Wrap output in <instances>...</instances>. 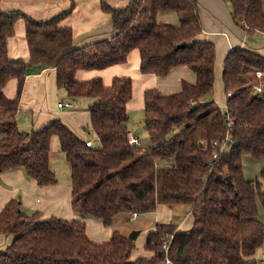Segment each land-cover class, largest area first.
Masks as SVG:
<instances>
[{"label": "trees", "instance_id": "trees-1", "mask_svg": "<svg viewBox=\"0 0 264 264\" xmlns=\"http://www.w3.org/2000/svg\"><path fill=\"white\" fill-rule=\"evenodd\" d=\"M224 1L247 33L264 32L263 0ZM103 6L112 13L116 34L79 48L72 46L71 27L60 25L70 11L36 21L22 11L0 9V172L23 168L40 186L57 183L50 167L51 138L57 135L71 168L72 205L82 217L111 225L119 214L153 212L158 204L188 205L194 224L181 232L174 220L157 223L145 243L152 255L135 258V240L118 230L109 241L95 242L86 235L84 221L27 215L14 199L0 213V234L12 237L0 250V264H263L258 251L264 245L259 216L260 207L264 211V54L250 47L228 53L222 76L231 95L222 109L213 98L215 44L197 39L203 30L198 0ZM162 11L176 12L180 24L158 22ZM22 18L30 62L12 60L8 52V40ZM133 49L140 51L143 73L163 77L186 65L197 75L195 83L183 81L181 91L172 95L145 91L151 149L128 140L131 77L117 76L110 86L101 77L75 78L79 69L125 63ZM50 61L57 68L58 86L70 97L93 100L89 110L98 144L88 146L60 119L40 130L19 128L28 67ZM12 78L18 79L15 98L3 92ZM227 136L232 149L213 159L212 142ZM248 157L262 163L255 179L244 172Z\"/></svg>", "mask_w": 264, "mask_h": 264}, {"label": "crops", "instance_id": "crops-1", "mask_svg": "<svg viewBox=\"0 0 264 264\" xmlns=\"http://www.w3.org/2000/svg\"><path fill=\"white\" fill-rule=\"evenodd\" d=\"M198 1L200 2V17L203 30L197 36V39L215 44L216 59L213 98L219 106H225L228 95L226 93L224 100L221 91L224 87L222 73L226 56L236 47H250L264 54V32L247 33L244 27L235 23L231 9L224 0ZM105 2L113 8H123L129 4L130 0H0V9L2 11L19 10L36 21H46L55 15L70 11L60 21V25L71 27L73 33L72 46L79 48L110 39L116 34L112 13L104 9L103 5ZM157 21L173 25L180 24L177 13L173 11L159 12L157 14ZM8 52L12 60H24L26 62H30L31 60V52L27 39V21L24 18L18 20L16 23L15 34L8 40ZM140 63V51L133 49L125 63L114 64L103 69H79L75 74V78L80 81L101 77L105 86H110L113 79L117 76L131 77L133 95L127 103L129 113L128 127L129 132L138 137L141 134L139 126L136 124L138 120L137 115L143 118L142 121L144 123L145 91L147 89H158L163 95H172L181 91L183 81L190 83L197 81L196 73L186 65L174 67L167 76L162 77L155 74L143 73L140 69ZM3 92L7 97L15 98L18 93V79L12 78L9 80ZM134 96L141 97L142 100H139L137 103L134 101ZM78 98H85L83 99L82 110H78L74 105V100L77 98L70 97L65 89L58 86L57 68L53 61L42 64H31L28 67L17 113L18 126L23 131L40 130L54 120L60 119L81 139L92 140L89 137H84L75 125L77 119L81 115L83 116L84 112L89 116L91 121L89 107L93 100L86 97ZM61 102H70L71 106L61 107L59 105ZM130 110L134 111L133 114ZM83 128L86 129V127ZM144 128L146 130L145 123ZM147 149H151V147ZM57 151H62L61 143L58 136L53 135L51 138L50 167L56 175L57 171L53 166L54 160H52V156ZM14 199L21 202L22 210L27 215L39 212L42 218L56 216L67 220L84 221L86 223V235L95 242L109 241L114 230H118L124 235H129L122 231L127 226H123L122 228L120 226L125 224L126 218H124V214L117 215L111 225H105L101 219L93 217L84 218L74 211L72 205V175L67 179L60 180L58 178L55 184L40 186L35 179L28 177L23 168L0 172V213L4 210L7 203ZM182 206L186 205L171 207L167 204H158L155 210V223L148 226L144 242L140 244L142 248L140 250L136 247L133 251V257L152 255L150 251L145 249L148 234L155 229L157 223L171 221L172 209L180 210ZM263 214L264 211L260 207L259 216L262 220ZM131 215L134 216L133 214L128 216L130 217ZM136 217H139V214ZM178 219L177 224L181 232L190 230L194 224V216L191 209L184 220ZM116 226L121 229H117ZM142 232L143 230H140V235ZM137 239H135V243L138 241ZM11 240V236L0 234V250L6 249ZM263 253L264 249L258 255L262 257Z\"/></svg>", "mask_w": 264, "mask_h": 264}, {"label": "rangeland", "instance_id": "rangeland-1", "mask_svg": "<svg viewBox=\"0 0 264 264\" xmlns=\"http://www.w3.org/2000/svg\"><path fill=\"white\" fill-rule=\"evenodd\" d=\"M221 95H222V98L225 100L226 91H225L224 87L222 88ZM65 99H67V97H65ZM83 99H85V98H77L76 100H74V105L78 110L83 109V107H82ZM139 100L140 101L142 100L141 97L138 98V96H134L135 102L138 103ZM220 107L222 109H225L226 105L225 106L220 105ZM130 111L133 114L134 111L133 110H130ZM137 117H138L137 118L138 120L136 121V124H138L140 134H141L139 137L141 139L143 148L147 149L148 147L152 146V142L150 140L148 132L144 128V123L142 121L143 118H141L140 115H137ZM75 126H76L77 130L84 135V137H86V138L89 137L90 139L93 140L94 144H98V140H97L96 134L92 128L90 118L88 115H86L85 112L83 113V116L81 115V117H79L77 119ZM83 127H86V129H84ZM52 160H54L53 166L57 171L58 178L60 180L67 179L71 174H70V165H69V162L67 160L65 153L62 151H57L56 154L54 156H52ZM261 168H262V163H260L258 161H254L253 159H251L249 157L245 159L244 172H245V175L247 177L254 178V179L257 178L260 174ZM175 207H177V206H175ZM190 209L191 208L188 205L182 206V208H180V210L172 209V215H171L172 220H174L176 222L179 220L178 218H180V220H184L185 217H187V214L190 213ZM124 215H125L124 218H126L125 224L120 225V226H121V228L123 226H125V227L127 226L126 229H122V231L125 234L128 233L130 235L132 233V231L143 230L141 235L140 234L138 235L139 236L137 239L138 241L136 242V247L141 250L142 245H140V244H142L144 242V239L146 237V230H147L148 226L155 223L156 213H155V211L154 212H147V213H139V217H136V216L134 217L132 215L129 217L128 214H126V213ZM262 218L264 221V214H263ZM116 228L121 229V228H118L117 226H116ZM263 249H264V245L259 249V251H258L259 255L261 254V251Z\"/></svg>", "mask_w": 264, "mask_h": 264}, {"label": "built area", "instance_id": "built-area-1", "mask_svg": "<svg viewBox=\"0 0 264 264\" xmlns=\"http://www.w3.org/2000/svg\"><path fill=\"white\" fill-rule=\"evenodd\" d=\"M258 75L261 76V72H258ZM259 90V89H258ZM228 95L230 96L231 93L229 92ZM59 105L62 107V106H71V103L70 102H61L59 103ZM233 123V121H230L229 123V126H231ZM128 140H129V143L133 146H142V142H141V139L136 136L135 134H133L132 132H128ZM86 144L88 146H91L93 144L92 140H87L86 141ZM212 149H213V154H212V158L213 159H216L218 158V156L224 152L225 150H230L232 149V145H230V139L229 137L227 136L225 138V140H223L222 142L220 141H217V140H214L212 142ZM134 216H137L138 213L134 212L133 213ZM164 248L166 249L167 248V245L166 243L164 244ZM168 264H170L169 260H167ZM262 263L264 264V253H263V256H262Z\"/></svg>", "mask_w": 264, "mask_h": 264}, {"label": "water", "instance_id": "water-1", "mask_svg": "<svg viewBox=\"0 0 264 264\" xmlns=\"http://www.w3.org/2000/svg\"><path fill=\"white\" fill-rule=\"evenodd\" d=\"M185 45H186V43H182V44H180L179 46H180V47H183V46H185ZM258 92H259V90L256 89V90H255V93L257 94ZM139 234H140V230H135V231H132V233L129 235V237H130L131 239L135 240V239H137V237H138Z\"/></svg>", "mask_w": 264, "mask_h": 264}]
</instances>
